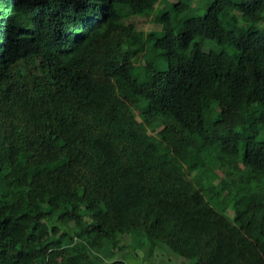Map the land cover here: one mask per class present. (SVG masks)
I'll return each mask as SVG.
<instances>
[{
    "label": "trees",
    "instance_id": "1",
    "mask_svg": "<svg viewBox=\"0 0 264 264\" xmlns=\"http://www.w3.org/2000/svg\"><path fill=\"white\" fill-rule=\"evenodd\" d=\"M156 1L0 0V264H264V0Z\"/></svg>",
    "mask_w": 264,
    "mask_h": 264
},
{
    "label": "rangeland",
    "instance_id": "2",
    "mask_svg": "<svg viewBox=\"0 0 264 264\" xmlns=\"http://www.w3.org/2000/svg\"><path fill=\"white\" fill-rule=\"evenodd\" d=\"M177 1H179V0H157L155 2V9L156 10H155L153 15H151L149 18H133V19H131L130 22L135 25L136 29L142 30L144 32L158 31L160 27L157 24H155V22H154L155 14L159 10L163 9L164 7H165L164 10H166V11L170 10L171 5ZM211 1L212 0H201V3L194 1V3L189 5V8L187 9V11L185 13L182 14V16L186 17V18L187 17L202 16L204 14L207 6L211 3ZM197 7H198V9H197ZM241 27H242L241 25H237L236 27H234L235 28L234 30L237 34L242 35L244 33L243 29ZM263 29H264V22L258 25V30H263ZM224 49H226V48H223V47L215 44L212 41L205 42V44L203 46V50L205 52H208V51L220 52ZM153 53L154 52L152 51V54ZM163 67H164V63L160 62V64H159L160 70L163 69ZM227 108H228L227 104L223 103L222 104L223 112H227ZM157 254L159 257L161 256L163 259L166 258L165 256H162L161 255L162 253L160 254V252ZM173 264H185V263L180 262V261H174Z\"/></svg>",
    "mask_w": 264,
    "mask_h": 264
}]
</instances>
